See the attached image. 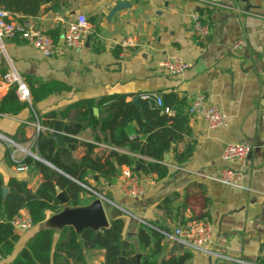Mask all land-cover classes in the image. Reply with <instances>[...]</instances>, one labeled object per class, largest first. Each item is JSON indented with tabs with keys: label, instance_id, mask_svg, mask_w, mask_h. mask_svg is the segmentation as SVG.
<instances>
[{
	"label": "crops",
	"instance_id": "crops-1",
	"mask_svg": "<svg viewBox=\"0 0 264 264\" xmlns=\"http://www.w3.org/2000/svg\"><path fill=\"white\" fill-rule=\"evenodd\" d=\"M127 1L128 6L112 14L117 4L114 0H49L42 4L32 17L47 33L59 30L56 49L52 56L43 57L19 38L4 39L0 47V99L10 88L1 81V75L12 67L24 79L29 76L37 82L55 79L72 87L71 91L37 103L35 110L39 114L63 109L78 99L112 94H124L127 100H134L142 92L160 96L173 92L189 105L196 94L202 93L207 103L225 113L224 127L211 129L202 118L188 114L186 108L189 132L172 143L173 149L166 154L169 167L166 177L158 180L155 174L140 173L144 192L131 196L121 190L120 175L111 181L88 175L91 189L87 188L88 193L83 194L86 200L83 203L99 193L123 212L122 240L127 241V247L133 246L140 261L146 250L137 239L139 224L152 221L173 228L172 220L157 207L160 198L173 191L182 194L190 183H203L210 198L209 222L213 230L210 250L217 255L173 248L177 241L167 236L158 260L187 251L190 258L186 264H258L264 253V132L259 122L264 111V0ZM80 13L92 24L94 33L81 48L71 49L63 44L62 36L69 21ZM195 14L209 25L208 35L201 36L193 30ZM125 37L134 39L136 45L122 47L119 42ZM238 41L242 43L234 47ZM173 55L189 64L186 71L173 75L157 66L161 59ZM33 116V108H26L16 116H0V177L4 187L11 177L27 180L32 190L41 182L37 171L17 172L7 161L5 151L10 147L2 137H13L32 151L36 120H31ZM77 138L88 141L92 135L84 130ZM241 141L251 144L244 159L223 161L221 153L225 145ZM190 145L192 154L177 163L175 155ZM107 148L100 144L96 151L103 153ZM83 150L79 147L76 156L80 157ZM224 167L242 173L239 184L219 180ZM89 193L93 196L91 200H87ZM51 214L47 212L45 219ZM36 228L18 233L19 241L3 261L11 260ZM59 234L55 233V240ZM85 254L84 264H105L103 249H86Z\"/></svg>",
	"mask_w": 264,
	"mask_h": 264
},
{
	"label": "trees",
	"instance_id": "trees-1",
	"mask_svg": "<svg viewBox=\"0 0 264 264\" xmlns=\"http://www.w3.org/2000/svg\"><path fill=\"white\" fill-rule=\"evenodd\" d=\"M48 1L0 0V8L34 16L41 5ZM58 31L54 29L48 32L56 43L59 40ZM25 80L29 86L30 102L19 99L14 88L10 87L0 99V116H16L26 108H33L31 120L38 119L47 128L45 133L37 135L31 148L39 159L30 155L21 159L29 169L40 173L42 179L32 190L27 180L11 177L6 184L9 191L4 197V182L0 177V264H84L86 254L76 231L70 226L64 227L56 240L55 233L50 229L35 230L11 260L3 261L12 254L20 239L11 225L12 218L25 208L34 226H38L46 218L47 212L57 213L61 210L60 193L64 194L71 206L83 203L86 201L82 198L83 194L88 193L87 188L91 189L88 175L111 181L118 177L122 166H128L138 174H155L158 180L166 177L169 172L166 154L173 149L172 143L180 141L189 132L185 113L188 105L173 92L162 94L161 106L138 96L134 101L127 100L124 94H112L97 99H78L63 109L39 114L35 110L37 103L51 95L71 91L72 87L55 79L37 82L29 76ZM95 107L98 109L97 115L93 111ZM165 108L170 113L165 112ZM55 119L63 121L65 146L58 148L49 137ZM84 130L91 132L92 140L77 138ZM100 144L108 146L103 153L96 151ZM79 147L84 150L77 157L75 151ZM10 151V148L6 149L5 157L12 164ZM192 151L193 146H187L175 155L176 162H184ZM89 196L87 200L93 199L91 194ZM157 207L175 225L169 228L152 221L139 224L137 239L141 248L146 250L139 264H186L190 258L187 251L168 259H158L164 250L163 241L167 233L190 220H210V198L205 185L193 182L185 187L182 194L170 192L160 198ZM124 224L125 219L118 215L110 217L109 226L98 232L84 228L81 239L85 248L103 249L104 263L118 264ZM257 262L264 264V253ZM123 264H138L132 245L125 250Z\"/></svg>",
	"mask_w": 264,
	"mask_h": 264
},
{
	"label": "built area",
	"instance_id": "built-area-1",
	"mask_svg": "<svg viewBox=\"0 0 264 264\" xmlns=\"http://www.w3.org/2000/svg\"><path fill=\"white\" fill-rule=\"evenodd\" d=\"M116 3L125 0H114ZM192 28L201 36H206L210 32L209 25L203 22L198 14L192 17ZM94 33L92 24L87 20L83 13L77 14L74 19L69 21L62 36L63 44L71 49H78L84 45L87 37ZM19 38L30 44L43 57H50L56 49V42L53 38L40 27L37 26L32 16L20 13H11L0 8V47L4 39ZM242 41L234 44L238 47ZM122 47L135 46L136 41L131 37L122 38L119 42ZM157 66L168 72L177 75L186 71L189 64L178 56H166L161 59ZM1 81L8 87L15 90L19 99L30 102V91L26 80L13 67L8 68L2 75ZM138 97L154 103L156 106L162 105L161 96L155 92H142ZM165 112L170 113L168 108ZM187 113L202 118L211 129L222 128L226 125V115L219 107L207 103L206 97L202 93L196 94L187 107ZM260 126L264 132V111L260 115ZM35 134L31 142V148L34 145L36 137L40 133H45L47 128L42 125L38 119L34 123ZM4 141L10 147V159L17 172L25 173L29 166L22 162L21 159L30 155L34 158L37 156L30 148H25L10 137L2 136ZM251 149V144L247 141L238 143H229L225 145L221 159L223 161L242 160ZM23 156V157H22ZM22 157V158H21ZM120 188L131 196L140 195L144 192L139 174L128 166L120 168ZM242 179V173L229 167L220 170L219 180L222 183L237 185ZM101 200H107L99 193H95ZM11 225L14 232L26 233L34 229L32 218L27 209L22 208L12 218ZM167 236L182 244L184 248L193 252H202L208 255H217L210 250L213 230L212 225L206 220H190L184 225L176 227L172 233ZM240 261V260H238ZM243 262V261H241Z\"/></svg>",
	"mask_w": 264,
	"mask_h": 264
},
{
	"label": "water",
	"instance_id": "water-1",
	"mask_svg": "<svg viewBox=\"0 0 264 264\" xmlns=\"http://www.w3.org/2000/svg\"><path fill=\"white\" fill-rule=\"evenodd\" d=\"M129 3L127 0L117 3L111 11V14L121 9L125 6H128ZM137 100L134 98V101ZM94 114H98V109L93 108ZM63 133V122L60 119L53 120V127L50 132V139L55 143V147L65 146ZM36 159H39L38 156H35ZM168 159V155L165 156ZM50 165V164H48ZM9 189L3 187V196L5 197ZM58 199L60 200L61 210L57 213L51 214L47 219L38 224L36 230L50 229L54 233H60L64 227L70 226L73 227L78 235V241L86 252V248L81 239V232L84 228H91L94 231L98 232L102 228L109 226V219L112 216L121 215V210H117L114 207L106 209L101 198L96 196L93 200L88 203H81L75 206H71L63 193L58 194ZM112 204V203H111ZM114 204H112L113 206ZM127 248V241L122 240V250L121 255L118 257V264H123L125 250ZM173 248L182 249L183 246L181 243L175 242ZM140 255H137V263L139 264Z\"/></svg>",
	"mask_w": 264,
	"mask_h": 264
},
{
	"label": "rangeland",
	"instance_id": "rangeland-1",
	"mask_svg": "<svg viewBox=\"0 0 264 264\" xmlns=\"http://www.w3.org/2000/svg\"><path fill=\"white\" fill-rule=\"evenodd\" d=\"M103 204H104V206H105L106 209H109V208H111V207L116 208L114 205L112 206L111 203H109L108 201H105V200H103ZM116 209H117V208H116ZM121 214H123L122 211H121ZM125 216H126V215H125Z\"/></svg>",
	"mask_w": 264,
	"mask_h": 264
}]
</instances>
